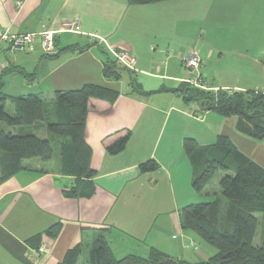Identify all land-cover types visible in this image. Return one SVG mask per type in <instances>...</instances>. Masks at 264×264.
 Returning a JSON list of instances; mask_svg holds the SVG:
<instances>
[{"label": "crops", "instance_id": "obj_1", "mask_svg": "<svg viewBox=\"0 0 264 264\" xmlns=\"http://www.w3.org/2000/svg\"><path fill=\"white\" fill-rule=\"evenodd\" d=\"M231 5L242 6L239 16L225 14ZM76 19L80 33L60 32ZM209 21L206 40L201 26ZM7 29L16 35L60 32L59 55L54 58L43 54L40 40L23 54L11 55L0 47L8 114L16 111L13 99L31 95L42 98L54 113L57 91L87 84L118 92L119 97L114 103H89L85 141L96 172L90 198L66 197L74 178L62 175L61 158L55 169L44 168L54 158L48 163L27 160L32 166L24 161V170L0 183V264H66L76 248L82 250L78 264H84L85 249L91 254L100 232L120 258L147 257L156 250L192 264L206 262L211 250L207 255L197 249V236L182 230L180 223V211L204 198L193 189L200 171L186 155L184 143L194 140L207 148L218 137H228L264 169V139L241 133L235 117L186 104L175 90L192 78L184 59L197 53L203 61L202 82L210 90L264 93V0H169L151 5L27 0L21 10L16 0H0V31ZM114 50H126L136 59L134 70L126 69L119 80L104 76V53L116 62ZM8 102L14 104L11 112ZM0 132L51 137L44 123H0ZM127 135L125 150L111 155L108 148ZM148 162L156 163L158 170L142 173L141 165ZM57 225V238L46 234Z\"/></svg>", "mask_w": 264, "mask_h": 264}, {"label": "trees", "instance_id": "obj_2", "mask_svg": "<svg viewBox=\"0 0 264 264\" xmlns=\"http://www.w3.org/2000/svg\"><path fill=\"white\" fill-rule=\"evenodd\" d=\"M164 1L169 0H129V3L151 5ZM104 54L105 78L121 79L126 69ZM175 92L182 96L186 104H197L201 111L215 112L224 118H237V129L241 133L252 139H264V93L215 92L193 87L189 83H182ZM118 97V92L87 84L75 91H57L54 113L42 98L31 95L13 99L16 111L10 115L6 112L9 97L3 93V82L0 80V123L7 127L44 123L51 135L42 139L35 135L0 132V183L24 170V161L40 159L50 162L57 149L62 175L74 178L70 189L65 191L66 197L90 198L95 192L93 180L96 172L91 168L92 151L85 141L89 103L91 100L114 103ZM129 140L130 135H127L109 147L108 152L111 155L122 153ZM184 150L194 168L200 171L192 183L198 195L204 194L219 172L224 173L220 181L222 198L187 205L179 214L182 230L197 235L216 250L206 262L199 264H264V243L254 244L259 227L257 214H264V169L244 155L228 137H218L216 143L207 148H200L194 140H186ZM158 168L156 163L148 162L141 165L140 171L146 174L156 172ZM60 230L61 225H57L46 234L57 238ZM81 253V248L68 253L66 264H78ZM84 264L192 263L156 250H152L147 257L127 255L119 258L106 236L100 232L89 261Z\"/></svg>", "mask_w": 264, "mask_h": 264}, {"label": "built area", "instance_id": "obj_3", "mask_svg": "<svg viewBox=\"0 0 264 264\" xmlns=\"http://www.w3.org/2000/svg\"><path fill=\"white\" fill-rule=\"evenodd\" d=\"M27 0H16L18 9H22ZM73 32L80 33L81 26L79 19L71 23H66L64 29L60 32ZM57 31L43 30L40 33H29L16 35L12 34L9 29L6 31H0V47L5 48L11 55L23 54L29 50H32L38 40L41 41V48L43 54L48 58H54L59 55V50L56 45L57 35L60 33ZM117 64L127 70H134L136 63L135 57L126 50L113 51ZM184 65L192 76L187 81L191 86L206 90L205 84L202 83V77L200 70L203 67V61L197 53H192L190 56L184 59ZM193 246V244H192Z\"/></svg>", "mask_w": 264, "mask_h": 264}, {"label": "rangeland", "instance_id": "obj_4", "mask_svg": "<svg viewBox=\"0 0 264 264\" xmlns=\"http://www.w3.org/2000/svg\"><path fill=\"white\" fill-rule=\"evenodd\" d=\"M225 10H226V13H225L226 15L229 14V15H232V16L233 15L239 16L241 14V11H242V6H240V5H231L230 8H226ZM211 25H212L211 21H209L208 23H202V26H201L202 27V31L204 30L207 33L206 40L208 38V31L211 28ZM243 42L241 44H243ZM205 86H206L207 89H209L208 85H205ZM215 92H217V91H215ZM13 105H14L13 103L8 102L7 110L9 112H11L10 111V107L13 106ZM59 155H60L59 151L57 149H55V155H54V159H53V164H47V165L44 166V168L55 169V168L60 167V164H59L60 156ZM33 160L34 161H38L39 159H33ZM33 164H34V162H28V161L25 162L26 166H32ZM223 176H224L223 172H219L215 176V178L212 180L210 185L205 190L204 194L201 195L202 197H204L201 202H212V201L216 200L217 198H222L221 189H220V181H221ZM201 202H199V203H201ZM257 218L259 220V227H258L257 236H256V238L254 240V244L255 245H261V244L264 243V214H257ZM197 239H198L197 241L199 243L197 249H200L201 251H203V253H206L207 255L210 254V252H209V249H210L211 250V255H209L210 257H212L216 253V250L212 246H210L209 244L205 243L198 236H197ZM201 245H204L206 248L205 247H201ZM118 254L119 253H117V256L119 257ZM89 258H90L89 249L86 248L85 249V257H84L85 261L84 262L86 263L87 261H89Z\"/></svg>", "mask_w": 264, "mask_h": 264}]
</instances>
